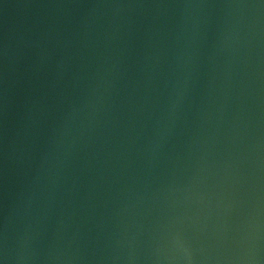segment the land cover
Returning a JSON list of instances; mask_svg holds the SVG:
<instances>
[{
    "label": "water",
    "instance_id": "1",
    "mask_svg": "<svg viewBox=\"0 0 264 264\" xmlns=\"http://www.w3.org/2000/svg\"><path fill=\"white\" fill-rule=\"evenodd\" d=\"M0 259L264 264V0H0Z\"/></svg>",
    "mask_w": 264,
    "mask_h": 264
},
{
    "label": "clouds",
    "instance_id": "2",
    "mask_svg": "<svg viewBox=\"0 0 264 264\" xmlns=\"http://www.w3.org/2000/svg\"><path fill=\"white\" fill-rule=\"evenodd\" d=\"M186 259L190 260V257H186ZM0 264H5V260L4 259H0Z\"/></svg>",
    "mask_w": 264,
    "mask_h": 264
}]
</instances>
